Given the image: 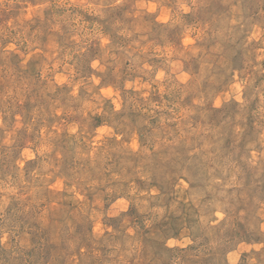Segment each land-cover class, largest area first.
I'll return each instance as SVG.
<instances>
[{
  "label": "rangeland",
  "instance_id": "rangeland-1",
  "mask_svg": "<svg viewBox=\"0 0 264 264\" xmlns=\"http://www.w3.org/2000/svg\"><path fill=\"white\" fill-rule=\"evenodd\" d=\"M0 264H264V0H0Z\"/></svg>",
  "mask_w": 264,
  "mask_h": 264
}]
</instances>
